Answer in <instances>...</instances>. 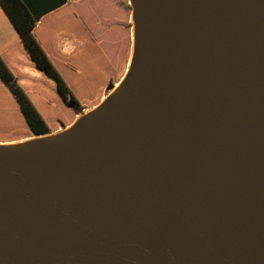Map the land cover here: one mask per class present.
I'll return each instance as SVG.
<instances>
[{
    "label": "water",
    "instance_id": "1",
    "mask_svg": "<svg viewBox=\"0 0 264 264\" xmlns=\"http://www.w3.org/2000/svg\"><path fill=\"white\" fill-rule=\"evenodd\" d=\"M119 92L0 147V264H264V0H132Z\"/></svg>",
    "mask_w": 264,
    "mask_h": 264
},
{
    "label": "trees",
    "instance_id": "2",
    "mask_svg": "<svg viewBox=\"0 0 264 264\" xmlns=\"http://www.w3.org/2000/svg\"><path fill=\"white\" fill-rule=\"evenodd\" d=\"M130 1L121 4L123 42L112 47V63L100 48L88 47L72 57L59 52L49 55L34 36L35 20L21 0H0L31 59L30 66L11 68L0 55V110L14 114L34 134H45L66 127L77 114L98 104L127 68Z\"/></svg>",
    "mask_w": 264,
    "mask_h": 264
},
{
    "label": "crops",
    "instance_id": "3",
    "mask_svg": "<svg viewBox=\"0 0 264 264\" xmlns=\"http://www.w3.org/2000/svg\"><path fill=\"white\" fill-rule=\"evenodd\" d=\"M122 1L21 0L35 20L34 36L49 55L59 52L72 57L88 47L90 50L100 48L112 63V47L123 42V28L120 26L124 21ZM131 37L130 32V52ZM0 55L11 68L31 65L20 34L1 4Z\"/></svg>",
    "mask_w": 264,
    "mask_h": 264
},
{
    "label": "bare ground",
    "instance_id": "4",
    "mask_svg": "<svg viewBox=\"0 0 264 264\" xmlns=\"http://www.w3.org/2000/svg\"><path fill=\"white\" fill-rule=\"evenodd\" d=\"M131 23H132V29H131L132 44H131V52H130V57L128 60L126 71L124 72L121 79L114 85V87L109 92H107L105 94V96L100 100V102L98 104H96L93 107L84 109L82 113L76 115L75 119L69 125H67L64 128H59L55 132L40 135L37 137H32V138H29L27 140L20 141V142L0 143V147L22 146V145H26L28 143H31V142H34L37 140H43V139L65 136L68 133H70L80 121H82L85 118H87L88 116L94 114L102 106H104L107 102H109L119 92V90L123 87V85L127 81L128 77L130 76V73L132 71V68L134 66L135 60H136L137 51H138V28H137L136 9L135 8H133L132 13H131Z\"/></svg>",
    "mask_w": 264,
    "mask_h": 264
},
{
    "label": "rangeland",
    "instance_id": "5",
    "mask_svg": "<svg viewBox=\"0 0 264 264\" xmlns=\"http://www.w3.org/2000/svg\"><path fill=\"white\" fill-rule=\"evenodd\" d=\"M131 3L133 7L132 0ZM67 50L69 49L67 48ZM1 95L2 94L0 93V96ZM59 121L60 120L56 118L55 122L58 123ZM40 135H44V134H34L29 128H27L24 124H22L18 120V118L14 116V114H10L6 111L4 112L0 110V143L20 142Z\"/></svg>",
    "mask_w": 264,
    "mask_h": 264
}]
</instances>
